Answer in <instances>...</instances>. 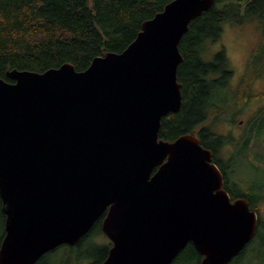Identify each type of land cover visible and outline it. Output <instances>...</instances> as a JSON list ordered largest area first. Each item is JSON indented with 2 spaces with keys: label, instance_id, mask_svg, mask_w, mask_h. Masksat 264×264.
<instances>
[{
  "label": "water",
  "instance_id": "1",
  "mask_svg": "<svg viewBox=\"0 0 264 264\" xmlns=\"http://www.w3.org/2000/svg\"><path fill=\"white\" fill-rule=\"evenodd\" d=\"M216 0H173L123 52L0 77V264H36L76 246L107 212L103 264H173L191 243L201 264H230L258 216L231 202L213 152L160 138L183 105L180 43Z\"/></svg>",
  "mask_w": 264,
  "mask_h": 264
},
{
  "label": "trees",
  "instance_id": "2",
  "mask_svg": "<svg viewBox=\"0 0 264 264\" xmlns=\"http://www.w3.org/2000/svg\"><path fill=\"white\" fill-rule=\"evenodd\" d=\"M172 1L0 0V77L12 82L8 78L10 71L43 73L64 64H72L76 71H85L96 57L126 50L136 40L144 22L154 18ZM255 19L264 21V0H247L246 3L241 0H216L211 10L191 23L179 46L184 58L178 70L179 82L183 86L182 109L162 120L161 139L175 141L183 135L194 134L200 138L204 148L211 150L231 143L216 135L214 126L220 110L230 102L227 84L236 72L231 70L232 64L225 48L221 47L217 54L211 46L220 38L225 25ZM261 23L264 26V22ZM217 75L221 77L217 79ZM260 80H264V34L241 79L239 93L247 89L249 95L240 103L256 98L264 105V89L253 94L254 85ZM262 110L259 123L254 120L252 124L253 128H257V136L264 130V107ZM250 140V137L245 138L236 148L237 153L229 154L233 165L229 178L236 187L234 194L248 199L255 209L256 201L251 194L259 185L262 192L264 182H251L249 187L244 188L242 179H234L239 159L249 160ZM0 218L5 224L3 213ZM98 231H102L101 223L81 243ZM263 231L261 222L256 237L262 243L258 250L261 261H264ZM110 247L109 243L108 253ZM46 255L36 264H46ZM244 256L245 252L241 253L232 264H245ZM201 258L190 243L173 264H201Z\"/></svg>",
  "mask_w": 264,
  "mask_h": 264
},
{
  "label": "rangeland",
  "instance_id": "3",
  "mask_svg": "<svg viewBox=\"0 0 264 264\" xmlns=\"http://www.w3.org/2000/svg\"><path fill=\"white\" fill-rule=\"evenodd\" d=\"M241 1L247 2V0ZM261 21L264 22L261 19H255L245 21L242 24L225 25L220 38L212 42L211 46V50L216 53L220 52L221 47L225 48V54H227L232 64L231 70L236 72L227 84L229 85L228 90H230L228 92L230 102L226 108L220 110L218 118H215L217 122L214 130L216 135L222 137L225 141L234 143L237 147L241 145L245 138L250 137V157H247L249 160L242 161L239 159L237 171H235L236 175L234 176L235 180L237 178L242 179L244 188L246 186L249 187L251 182H264V130L260 136H257V128L252 127L254 120L259 123L260 112L263 111L264 105L261 100L256 98L251 99L247 103H240L241 99L249 95V92L244 89L243 92L239 93L240 82L247 69V64L263 38L264 26ZM263 89L264 80H260L254 85L253 94L256 95ZM218 94L220 93L218 92ZM242 121L245 123L240 125ZM227 154V165L233 166L229 160L230 155L228 152ZM228 169L230 173V167ZM261 208L260 219L264 226V204L261 205ZM1 213L0 198V215ZM263 232H261L262 235ZM4 234L5 224L0 218V246L4 239ZM80 243L76 246L64 245L56 251L48 253L46 255V264H102L108 254L107 249L111 242L103 231H98ZM261 245L260 239L257 240L255 238L251 241L245 249V264H264V261L258 259V250Z\"/></svg>",
  "mask_w": 264,
  "mask_h": 264
},
{
  "label": "flooded vegetation",
  "instance_id": "4",
  "mask_svg": "<svg viewBox=\"0 0 264 264\" xmlns=\"http://www.w3.org/2000/svg\"><path fill=\"white\" fill-rule=\"evenodd\" d=\"M234 74V73H233ZM221 77V75H217L216 76V78L217 79H219ZM232 77H233V75H232ZM231 77V78H232ZM231 80V79H230ZM230 82V81H229ZM241 124L240 125H243L245 122L244 121H242V122H240ZM237 148V146L234 144V143H230L229 145H227V146H223V147H221V148H217V150H211V149H209V150H211L212 152H213V163L214 164H216L217 166H218V168L220 169V171L222 172V174H223V177H224V189L227 191V193H228V195H229V197H230V200H231V202H235V201H237V200H241V199H244V200H247L248 201V203H249V205H250V208H251V211H254V212H256V214H257V216H258V229H257V232H256V235H255V237L253 238V239H255L256 237H257V233H258V231H259V228H260V226H261V219H260V213H261V210H262V208H261V205H263L264 204V190H263V188H262V192H260L259 191V189H260V187H261V185H259L258 187H256V191H254L252 194H251V196H252V198H253V201H256V203L254 204L255 206H256V208L254 209V207H252V205H251V203H250V201L248 200V199H246V198H244V197H242L241 195H236V194H234V190H235V185H234V183L231 181V179L229 178V169H228V167H230V171H232L231 170V167L232 166H230V165H227L228 163V161L226 160V156H228V154H227V152L229 153V154H234L235 153V151H234V149H236ZM232 157V156H231ZM231 157H229V160H230V158ZM227 161V162H226ZM227 168V169H226ZM227 188V189H226ZM233 192V193H232ZM262 203V204H261ZM106 215H107V212L96 222V224H95V226H97L99 223H101V229H102V224H103V221H104V219L106 218ZM94 226V227H95ZM93 227V228H94ZM93 230V229H92ZM103 231V230H102ZM111 242V241H110ZM251 243V242H250ZM111 244V247L113 246L112 245V242L110 243ZM111 247H110V249H111ZM110 249H109V251H110ZM246 249V248H245ZM245 249H244V251H242L241 253H243V252H245ZM240 253V254H241ZM239 254V255H240ZM108 255H109V253H108ZM108 255H107V257L105 258V260L108 258ZM237 257H239V256H237ZM236 257V258H237ZM235 258V259H236ZM203 258H201V260H202ZM235 259L230 263V264H232L234 261H235ZM105 260L102 262V264L105 262Z\"/></svg>",
  "mask_w": 264,
  "mask_h": 264
}]
</instances>
